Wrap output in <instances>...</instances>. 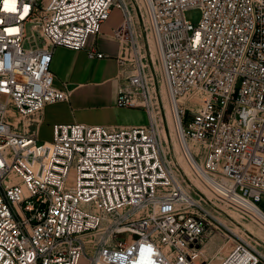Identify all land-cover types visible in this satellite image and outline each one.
<instances>
[{"label":"built area","instance_id":"built-area-1","mask_svg":"<svg viewBox=\"0 0 264 264\" xmlns=\"http://www.w3.org/2000/svg\"><path fill=\"white\" fill-rule=\"evenodd\" d=\"M142 3L179 150L196 183L162 150L152 117L142 125L56 123L49 140L38 138L44 106L70 96L55 85L53 49L106 57L88 40L113 8L121 15L111 28L121 45L116 59L128 63L116 105L149 101L146 56L121 0H8V7L0 0V264H206V230L220 224L231 233L218 204L259 207L264 0ZM190 8L201 12L195 26L184 16ZM123 42H134L132 60ZM195 90L205 99L192 111L179 98ZM251 241L238 238L216 264H260Z\"/></svg>","mask_w":264,"mask_h":264},{"label":"crops","instance_id":"crops-1","mask_svg":"<svg viewBox=\"0 0 264 264\" xmlns=\"http://www.w3.org/2000/svg\"><path fill=\"white\" fill-rule=\"evenodd\" d=\"M111 28L105 31L101 27L100 32L88 40V46L95 43L105 53L104 58H89L85 49L62 46L53 49L50 71L55 85L68 89L70 96L67 102L44 106L39 113V129L42 125L51 129L53 124L74 121L109 126L142 125L136 120L138 115L144 114L141 108L116 105L117 88L123 84L118 78L115 58L121 53V45L112 36Z\"/></svg>","mask_w":264,"mask_h":264},{"label":"rangeland","instance_id":"rangeland-1","mask_svg":"<svg viewBox=\"0 0 264 264\" xmlns=\"http://www.w3.org/2000/svg\"><path fill=\"white\" fill-rule=\"evenodd\" d=\"M123 2V0H121ZM128 5L131 9H133L134 13V20H135V27L136 33H138V39L141 44V54L145 55V62H146V73H147V89L148 93V102L147 104L139 103V107L144 112V114H140L136 117L137 121L142 122V124H147L149 118L147 114H150L152 108L155 112L156 116L155 119L164 125L166 128L168 140L171 145V149H166V153L170 159L172 158L173 161H176V156L181 157V152L177 145V140L174 132L172 117L170 113V109L168 108V99L166 95V91L164 88V83L162 81V76L160 72V67L157 61L156 52L154 48V43L150 34V30L147 25L146 16L144 13V9H140L138 3L140 0H126ZM136 12V13H135ZM185 19L191 22L194 26L198 23L201 12L198 8H190L184 12ZM121 21V15L118 9L113 8L112 12L109 15V18L102 25V29L104 28L105 31H109V29L115 23H119ZM30 25H26V35L30 36ZM134 46V44H133ZM124 47V48H123ZM125 47L128 48L126 51ZM131 45L129 42H123L122 49L125 51V58L127 60H132V52ZM125 49V50H124ZM116 58V57H115ZM122 69V71H121ZM128 69V63H126L123 67L117 66V73L122 74L120 75V81L124 83L126 80L125 71ZM200 93L202 99H205V93L202 90H197L196 92L186 95L188 97L194 96L197 93ZM142 96L140 95V99ZM142 102V100H141ZM184 106L190 108L189 105ZM200 107V106H199ZM192 110V108H190ZM146 110H148L146 112ZM198 110V108L196 109ZM194 111V110H192ZM37 119V118H36ZM38 138L40 141L42 140H49L51 138V129L47 126H41L38 133ZM163 146H166V143L162 140ZM184 161V160H183ZM186 173V172H185ZM190 173V172H189ZM188 176V174L186 173ZM186 178V177H185ZM188 178L196 183V180L192 173L188 176ZM188 181V180H187ZM184 183V182H183ZM185 184V183H184ZM221 208L220 213L223 216H220L221 221L231 229V233L226 234V229L217 224L218 226L215 228H208L205 234L202 237L201 243V258L204 259L206 264H216L230 249L233 245L234 241L238 238H251V242L258 243V248L260 251L264 252V227L259 224L257 221L252 219L250 216L246 215L244 212H240L238 209L218 204ZM259 208L264 212V197H261L260 202H258ZM229 212L230 216L226 214ZM229 217V218H228ZM236 217V218H235ZM245 223L246 225H243ZM127 235H119V239L127 238ZM90 253V251H89ZM264 255V254H263ZM262 255V256H263ZM264 258V256H263ZM80 264H86L85 260H81ZM264 264V260L260 263Z\"/></svg>","mask_w":264,"mask_h":264},{"label":"bare ground","instance_id":"bare-ground-1","mask_svg":"<svg viewBox=\"0 0 264 264\" xmlns=\"http://www.w3.org/2000/svg\"><path fill=\"white\" fill-rule=\"evenodd\" d=\"M123 3L125 5V8H126V11H127V22L129 23V25L131 26L132 28V31H133V34H134V40H135V44H136V48L137 50L139 51V55L141 54V44H140V41L138 39V33H136V27H135V20H134V13H133V9L130 8V6L128 5V2L126 0H123ZM138 6L140 9H143V3H142V0L139 1L138 3ZM136 13V12H135ZM130 43V42H129ZM134 42H131L130 45L132 46L131 47V50L133 51L134 49V46H133ZM124 48V47H123ZM126 51H128V48L125 47ZM124 49V50H125ZM156 54V53H155ZM159 67V66H158ZM160 69V68H159ZM161 72V71H160ZM165 88V87H164ZM166 91V90H165ZM197 90L193 91V92H189L187 93L186 95H189V94H192L194 92H196ZM149 93V91H148ZM182 96L181 98H179V102L182 103V104H187L189 105L190 104V108H192V110L196 111L197 108H199V106L202 105L203 103V99L202 97L200 96L201 94L198 92L197 94H195L194 96L192 95L191 97H188V96ZM168 106H169V102H168ZM170 109V106L168 107ZM151 115L148 116L149 118V121L151 120V117H152V122L154 124V128H155V131H156V134L158 136V139H159V142H160V145H161V148L164 152H166V149H171V145H170V142L168 140V136H167V132H166V128L164 127V125L162 123H159L156 119H155V112L153 111V108L151 110ZM174 127V126H173ZM162 140L166 143V146L164 147L163 146V142ZM177 140V139H176ZM177 145H178V142H177ZM194 147V146H193ZM166 148V149H165ZM179 148V146H178ZM176 161L180 164L181 168L184 170V172H186L188 174V176L190 175V171L187 169V166L186 164L184 163L183 159H181V157H177L176 156ZM175 162V164L177 165V162ZM243 205L245 206H242V212H244L246 215L250 216L252 219H254L255 221H257L259 224H261L263 227H264V212L257 206L255 205H252L251 203H244L243 202ZM257 208L259 210H261L262 212H260L259 210H257ZM226 214L228 216H230L229 212H226ZM229 218V217H228ZM236 218V217H235ZM220 223L224 226H226L223 221H221L220 219ZM243 225H246L245 223H243ZM212 227H215V226H212ZM227 227V226H226ZM261 254L263 255L264 252L261 251ZM264 256V255H263ZM85 260V259H83ZM86 262V260H85Z\"/></svg>","mask_w":264,"mask_h":264},{"label":"snow or ice","instance_id":"snow-or-ice-1","mask_svg":"<svg viewBox=\"0 0 264 264\" xmlns=\"http://www.w3.org/2000/svg\"><path fill=\"white\" fill-rule=\"evenodd\" d=\"M4 3H5V6L8 7V0H4ZM9 10H11V11H15V10H16L15 5L13 4V5L9 8Z\"/></svg>","mask_w":264,"mask_h":264}]
</instances>
